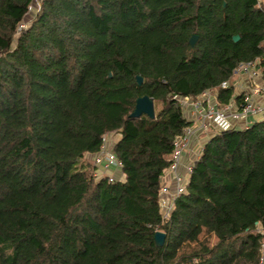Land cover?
I'll use <instances>...</instances> for the list:
<instances>
[{"label":"trees","instance_id":"16d2710c","mask_svg":"<svg viewBox=\"0 0 264 264\" xmlns=\"http://www.w3.org/2000/svg\"><path fill=\"white\" fill-rule=\"evenodd\" d=\"M32 3L0 0V264H264V117L215 131L159 208L182 101L240 110L244 63L264 83V0H38L17 35ZM144 96L155 118H131ZM112 136L109 182L87 160ZM204 230L216 243L180 255Z\"/></svg>","mask_w":264,"mask_h":264},{"label":"built area","instance_id":"2783aa9c","mask_svg":"<svg viewBox=\"0 0 264 264\" xmlns=\"http://www.w3.org/2000/svg\"><path fill=\"white\" fill-rule=\"evenodd\" d=\"M39 8L38 0H33L29 7V13H36ZM28 16V15H27ZM26 23L22 22L19 28L24 30ZM233 76L242 79V91L244 93V105L238 110L234 102H230L226 106H218L215 100V95L212 91L202 93L199 98L191 102L187 99L182 101L185 106L186 119L191 122L183 135L176 138L174 142V151L172 154V163L169 172L172 175L173 187L170 188L163 185L160 190L159 208L163 218L167 219L173 209V203L177 197L184 193L189 176L192 172L194 163L199 159L200 152L195 154L188 162H183L182 157L185 150H188L192 139L197 138L200 133L207 131L208 126L213 127L216 131L231 129L237 122H245L248 124V119H256L264 117V86L260 85L259 71L256 67V62L240 64L233 72ZM229 82L220 84V89H227ZM256 98H260L263 102L258 104ZM100 157L97 164L104 170L120 171L121 164L115 157L110 147H107V141L104 139L101 152L96 155ZM96 176L100 177L97 173ZM113 178L109 176V182ZM263 243L261 246L262 260L264 258V229L262 230Z\"/></svg>","mask_w":264,"mask_h":264},{"label":"crops","instance_id":"0c3cea01","mask_svg":"<svg viewBox=\"0 0 264 264\" xmlns=\"http://www.w3.org/2000/svg\"><path fill=\"white\" fill-rule=\"evenodd\" d=\"M260 85H263L264 86V83L261 81L259 82ZM241 93V92H240ZM255 100H257V103L258 104H262V100L259 98H256ZM259 118H256V119H248V124L255 121V120H258ZM248 124H246L245 122H237L235 123V127L236 128H244L246 127ZM214 129V128H213ZM215 130V129H214ZM212 133H207V131L203 132V133H200L197 138H193L192 141L190 142V145H189V148L188 150H185L184 153H183V157H182V161L185 163V162H188L190 159H192L194 157L195 154H198V152L201 151V148L203 147L204 143L208 140V138L216 131H214ZM118 136H112V139H107V147H111L112 144L114 141H116L118 138ZM115 138V139H113ZM91 157L93 156H89V159L91 160ZM96 165V164H95ZM97 169H96V174L98 173L100 176H103V174H118L116 172H112L110 170H104L100 165H96ZM121 178H123V176L121 175ZM163 185H166L170 188L173 187V182H172V175L171 173L167 170L165 173H164V176L162 177V186Z\"/></svg>","mask_w":264,"mask_h":264},{"label":"rangeland","instance_id":"374dc122","mask_svg":"<svg viewBox=\"0 0 264 264\" xmlns=\"http://www.w3.org/2000/svg\"><path fill=\"white\" fill-rule=\"evenodd\" d=\"M35 15V13H29L28 16L26 17V20L24 21L26 23V28L28 27L27 23L30 22V19ZM22 31L21 28H19L18 31H16L17 35ZM260 80V79H259ZM239 83H242V79L240 77L235 76L234 80H233V85H234V92L235 94L240 93L242 90V85L240 86ZM185 108V106H183ZM185 113V110H184ZM213 127L208 126L207 129V133H212L213 132ZM215 131V130H214ZM111 139V138H110ZM115 139V138H113ZM100 157L98 156H94L91 157V160L88 157L89 164L90 167L93 166L95 169H97L96 165H98L96 162L97 160H99ZM96 164V165H95ZM105 174H103L104 176ZM94 177H96V174H94ZM110 177L114 178L113 175H111ZM216 243V239L215 237L206 232L205 230L202 232V234L199 237V244L197 243H190V244H185L183 245L180 250H179V254L180 255H191V254H195V253H200L202 251L201 249V245L206 246V247H211Z\"/></svg>","mask_w":264,"mask_h":264},{"label":"water","instance_id":"95a60500","mask_svg":"<svg viewBox=\"0 0 264 264\" xmlns=\"http://www.w3.org/2000/svg\"><path fill=\"white\" fill-rule=\"evenodd\" d=\"M197 40V36H192L188 44L191 48V50H194L195 48V43ZM233 41L236 42L238 41V37L234 36ZM136 84L140 86L142 84V78L139 76H136ZM146 116L149 119H154L155 118V108H154V102L153 99L144 96L141 98L136 99L134 109L130 115L131 118H139L140 116ZM165 241V234L161 232H155L154 234V242L156 247L160 248L163 246Z\"/></svg>","mask_w":264,"mask_h":264}]
</instances>
